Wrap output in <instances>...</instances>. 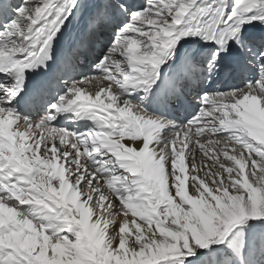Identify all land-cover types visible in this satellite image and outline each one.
Here are the masks:
<instances>
[{
	"label": "snow or ice",
	"instance_id": "1",
	"mask_svg": "<svg viewBox=\"0 0 264 264\" xmlns=\"http://www.w3.org/2000/svg\"><path fill=\"white\" fill-rule=\"evenodd\" d=\"M0 264H264V0H0Z\"/></svg>",
	"mask_w": 264,
	"mask_h": 264
},
{
	"label": "bare ground",
	"instance_id": "2",
	"mask_svg": "<svg viewBox=\"0 0 264 264\" xmlns=\"http://www.w3.org/2000/svg\"><path fill=\"white\" fill-rule=\"evenodd\" d=\"M210 163V162H209Z\"/></svg>",
	"mask_w": 264,
	"mask_h": 264
}]
</instances>
